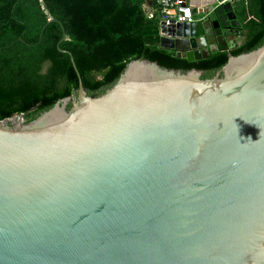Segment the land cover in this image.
I'll return each instance as SVG.
<instances>
[{"label": "water", "instance_id": "obj_1", "mask_svg": "<svg viewBox=\"0 0 264 264\" xmlns=\"http://www.w3.org/2000/svg\"><path fill=\"white\" fill-rule=\"evenodd\" d=\"M213 3L161 20L158 45L242 43ZM59 50L72 94L0 120V264H264V42L211 77L132 59L98 94Z\"/></svg>", "mask_w": 264, "mask_h": 264}, {"label": "trees", "instance_id": "obj_2", "mask_svg": "<svg viewBox=\"0 0 264 264\" xmlns=\"http://www.w3.org/2000/svg\"><path fill=\"white\" fill-rule=\"evenodd\" d=\"M148 3L0 0V120L23 113L29 121L77 88L70 56L59 47L73 56L87 92L98 94L132 59L144 58L168 68H195L203 71V77H211L229 54L248 52L264 42V0H234L240 22L236 32L243 42L232 49L221 45L206 58L187 61L158 45L161 18L155 1Z\"/></svg>", "mask_w": 264, "mask_h": 264}, {"label": "built area", "instance_id": "obj_3", "mask_svg": "<svg viewBox=\"0 0 264 264\" xmlns=\"http://www.w3.org/2000/svg\"><path fill=\"white\" fill-rule=\"evenodd\" d=\"M158 6L161 20L166 23L174 20L175 22H191L195 20L194 5L190 0H154ZM213 7L233 2L234 0H213ZM197 10V9H196ZM152 16V12L149 13Z\"/></svg>", "mask_w": 264, "mask_h": 264}, {"label": "crops", "instance_id": "obj_4", "mask_svg": "<svg viewBox=\"0 0 264 264\" xmlns=\"http://www.w3.org/2000/svg\"><path fill=\"white\" fill-rule=\"evenodd\" d=\"M211 0H195V1H191V3L194 5L195 9H194V13H198L199 11H201L202 9L204 8H208L209 6V3H210ZM151 5V4H150ZM197 9V10H196ZM202 16L199 15H196V19H199L201 18ZM234 36L236 38H238V36H240L236 30L234 31ZM239 43L236 42V46L238 45ZM223 45V44H221Z\"/></svg>", "mask_w": 264, "mask_h": 264}, {"label": "flooded vegetation", "instance_id": "obj_5", "mask_svg": "<svg viewBox=\"0 0 264 264\" xmlns=\"http://www.w3.org/2000/svg\"><path fill=\"white\" fill-rule=\"evenodd\" d=\"M233 30H234V28H233ZM235 31V30H234Z\"/></svg>", "mask_w": 264, "mask_h": 264}]
</instances>
